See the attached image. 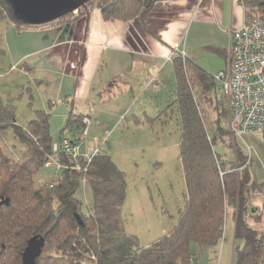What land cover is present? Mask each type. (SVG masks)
Listing matches in <instances>:
<instances>
[{
  "label": "trees",
  "instance_id": "16d2710c",
  "mask_svg": "<svg viewBox=\"0 0 264 264\" xmlns=\"http://www.w3.org/2000/svg\"><path fill=\"white\" fill-rule=\"evenodd\" d=\"M92 1L81 3L79 15L63 13L50 23L64 26L88 18L94 8L106 22L146 19L163 0ZM239 2L246 16L264 17V0ZM0 21L12 24L18 32L31 26L15 16L9 0H0ZM171 63L175 98L168 108L175 107L180 122V160L186 184L185 206L174 228L152 245L141 247L139 238L127 232L123 218L124 172L107 151L99 146L90 159L80 153L76 160L54 153L49 112L35 111L36 119L21 127L14 107L0 104V135L12 130L23 147L17 157L0 147V264H23V252L33 237L45 239L35 264H79L84 255L91 261L95 258V264H194L221 245L230 212L234 264H264V229L248 223L251 198L264 194V183L249 168L250 157L241 140L229 130L222 86L215 75L181 53L174 52ZM64 102L69 114L60 139L68 129L73 142H79L86 115H75L74 104ZM54 106L49 103V111ZM260 136L264 141V134ZM51 167L38 185L35 176ZM81 184L90 189L91 203L77 198Z\"/></svg>",
  "mask_w": 264,
  "mask_h": 264
},
{
  "label": "crops",
  "instance_id": "0c3cea01",
  "mask_svg": "<svg viewBox=\"0 0 264 264\" xmlns=\"http://www.w3.org/2000/svg\"><path fill=\"white\" fill-rule=\"evenodd\" d=\"M244 18L239 0H163L146 19L130 22H106L94 8L88 18L64 26L53 22L18 32L8 24L3 37L8 51L1 52L10 54L12 67L34 79L40 109L50 113L51 130L56 126L61 132L69 114L64 101L74 104L75 115L100 113L96 123L103 126L105 93L117 89L124 97L142 91L144 85L158 91L167 78L174 77V52L210 75L225 70L231 34ZM33 100L36 103L34 95ZM49 103L55 104L50 111ZM241 143L250 157L249 168L264 183L262 136L247 135ZM250 204L249 225L264 229V194H254ZM227 237L234 257V222ZM229 246L227 240L221 243L222 255Z\"/></svg>",
  "mask_w": 264,
  "mask_h": 264
},
{
  "label": "rangeland",
  "instance_id": "374dc122",
  "mask_svg": "<svg viewBox=\"0 0 264 264\" xmlns=\"http://www.w3.org/2000/svg\"><path fill=\"white\" fill-rule=\"evenodd\" d=\"M7 27V21H0V104L13 106L17 124L27 127L36 119L35 111L41 109L36 86L32 85L34 79L12 67L10 54L1 52L8 51L3 39ZM157 83L161 84L160 81ZM143 88L146 89L147 85ZM143 90L136 89L134 94L124 97L120 96L117 89L106 92V104L102 105L104 125L96 123L101 117L100 113L91 116L89 135L81 145L80 152L92 155L101 146L124 172L127 182V198L123 206L126 230L137 236L141 247L145 248L167 235L177 224L185 206L186 184L180 160V122L175 107L168 108L175 98V78H167L158 91L153 85L145 93ZM217 94L221 95L219 86ZM90 115L86 116L90 118ZM60 130L56 126L51 130L55 143H59ZM0 147L4 153L12 152L15 157L23 149L12 130L0 135ZM49 169L35 176L38 185L42 177L54 168ZM77 198L83 203H91V192L86 184H81ZM232 222L233 215L230 212L223 238V243L227 240L230 246L223 255L219 245L199 257L194 264H219L220 259V264H234L231 238L227 237ZM196 251V245L192 244V252ZM93 261L95 264V258L91 261L84 255L79 264H92Z\"/></svg>",
  "mask_w": 264,
  "mask_h": 264
},
{
  "label": "built area",
  "instance_id": "2783aa9c",
  "mask_svg": "<svg viewBox=\"0 0 264 264\" xmlns=\"http://www.w3.org/2000/svg\"><path fill=\"white\" fill-rule=\"evenodd\" d=\"M71 13L75 17L79 9ZM215 79L227 99L231 134L240 140L247 135L264 134V17L245 15L242 26L231 34L228 67L217 73ZM91 116L83 119L81 140L73 142L66 129L59 143L53 144L54 153L76 160L89 135ZM96 153L98 150L92 155ZM92 155L86 157L90 159Z\"/></svg>",
  "mask_w": 264,
  "mask_h": 264
},
{
  "label": "water",
  "instance_id": "95a60500",
  "mask_svg": "<svg viewBox=\"0 0 264 264\" xmlns=\"http://www.w3.org/2000/svg\"><path fill=\"white\" fill-rule=\"evenodd\" d=\"M15 16L31 26L48 24L63 13L78 10L85 0H9ZM45 239L33 237L28 240L22 255L23 264H35L41 256Z\"/></svg>",
  "mask_w": 264,
  "mask_h": 264
}]
</instances>
